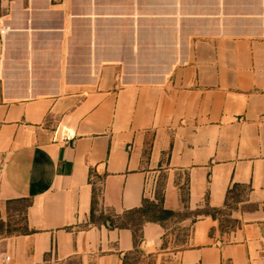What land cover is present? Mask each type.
Here are the masks:
<instances>
[{"label":"crops","instance_id":"1","mask_svg":"<svg viewBox=\"0 0 264 264\" xmlns=\"http://www.w3.org/2000/svg\"><path fill=\"white\" fill-rule=\"evenodd\" d=\"M0 26V264L167 251V222L91 224L93 190L187 213L169 264H262L264 0H3Z\"/></svg>","mask_w":264,"mask_h":264},{"label":"trees","instance_id":"2","mask_svg":"<svg viewBox=\"0 0 264 264\" xmlns=\"http://www.w3.org/2000/svg\"><path fill=\"white\" fill-rule=\"evenodd\" d=\"M237 188V186H233L227 194V200L228 195L232 193L233 196V190ZM182 200L184 202V191L182 192ZM162 202V194L157 193L155 201L144 200L141 207L126 211L121 215H117L111 211L97 214L96 191L93 190L90 222L95 225H104L108 229L131 230L133 243L136 248L142 241V228L145 223L153 222L163 224L168 219L176 216L177 213L165 210L162 206ZM216 212L215 210H211L210 215L215 217Z\"/></svg>","mask_w":264,"mask_h":264},{"label":"rangeland","instance_id":"3","mask_svg":"<svg viewBox=\"0 0 264 264\" xmlns=\"http://www.w3.org/2000/svg\"><path fill=\"white\" fill-rule=\"evenodd\" d=\"M234 207L231 206V209ZM185 216H188V214L181 211V213L176 214L175 217L165 221L167 222V233L164 239V246L167 248V251L164 253L161 252L155 256L143 255L142 253L136 251L127 256L124 264H169L168 257H171L172 254H175L183 248L186 236L188 235V228L178 224V222L185 218ZM14 222L16 223V226L21 227L22 217L20 214L14 219ZM224 225L226 227H233L235 222L226 220Z\"/></svg>","mask_w":264,"mask_h":264},{"label":"built area","instance_id":"4","mask_svg":"<svg viewBox=\"0 0 264 264\" xmlns=\"http://www.w3.org/2000/svg\"><path fill=\"white\" fill-rule=\"evenodd\" d=\"M3 0H0V3L2 2ZM9 31V28L7 26H0V37L4 36L7 32ZM64 144L68 145L69 144V140H66L64 141ZM4 260H8V258H4ZM262 264H264V259L262 261Z\"/></svg>","mask_w":264,"mask_h":264}]
</instances>
